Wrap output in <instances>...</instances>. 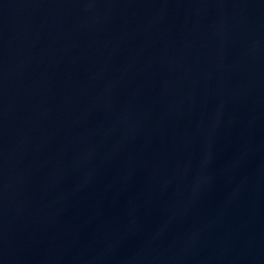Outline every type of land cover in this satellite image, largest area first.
<instances>
[{
    "label": "water",
    "instance_id": "1",
    "mask_svg": "<svg viewBox=\"0 0 264 264\" xmlns=\"http://www.w3.org/2000/svg\"><path fill=\"white\" fill-rule=\"evenodd\" d=\"M0 264H264V0H0Z\"/></svg>",
    "mask_w": 264,
    "mask_h": 264
}]
</instances>
